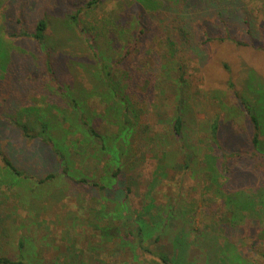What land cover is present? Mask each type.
<instances>
[{
	"label": "rangeland",
	"instance_id": "rangeland-1",
	"mask_svg": "<svg viewBox=\"0 0 264 264\" xmlns=\"http://www.w3.org/2000/svg\"><path fill=\"white\" fill-rule=\"evenodd\" d=\"M201 1L189 0L185 8L195 40L204 38V27H208L215 36L229 33L251 47L228 40L208 43L204 39L202 45L195 44L198 57L187 59L180 43L169 51L164 40L155 37L159 29L152 30L141 54L135 52L128 65L122 64L113 75L121 78L127 66L132 71L141 67L154 69L156 80H151L152 86L143 82L135 88L145 100L144 105L136 100L134 105L131 101L129 104L133 121L139 122V114L150 125L154 138L147 139L142 148H134L133 157L129 154V161L124 159L126 167L131 163V170L125 172V167V173L114 178L116 168L112 161L101 158L100 167L95 166L93 161L98 160L92 158L103 157L98 153L100 144L76 125L73 110L66 109L64 100L48 85L47 54H51L58 80L71 97L84 98L90 113L86 116L96 131L105 137L117 135L123 128L125 111L118 99L103 103L98 97H87L101 74L96 55L119 61L125 47L122 39L129 38L136 13H142L146 23H150V16L128 0H100L92 8L87 7V0H0V42L9 62L6 69L0 68V150L29 175L44 178L61 173L63 166L53 152L39 141H27L15 126L16 116L23 112L21 121L28 119L36 130V122L48 118L52 122L49 136L61 143L68 170L41 187L33 181H5L0 177L4 181L0 186L1 210L5 209L11 218L7 233L0 231L1 256L17 259L19 240L23 238L28 264H161L135 246L122 244L120 231L110 232L114 228L110 225L115 226L111 220H123L128 214L118 206L124 204L134 212L136 220L143 215L153 227L151 241L161 235L163 243L173 245L175 237L180 236L182 245L173 247L172 253H187L190 263L236 264L235 259L240 256L244 264H264V163L243 162L228 177L218 175L217 185L225 186L220 192L208 186L211 178L201 171L206 168L207 157L219 155L212 151L209 138L215 119L221 120L220 137L225 152L251 149L252 126L239 109L235 93L251 100L248 91L253 89L264 98V0L237 2L246 12L237 14L228 26L223 24L218 9ZM201 4L207 6L206 10H201ZM180 5L184 7L185 0ZM78 8L81 26L95 48L70 18ZM44 17L50 22L44 47L29 36H17L31 33ZM246 20L253 26L254 37L246 31ZM170 30L172 26L166 36ZM3 61L0 51V66ZM165 67L172 69L168 78ZM183 69L185 83L181 78ZM182 100L189 113L191 136L187 141L199 150L197 158H193L186 139L179 141L174 137L158 144L159 135L168 134V122ZM251 102L264 131V104L256 94ZM49 105L58 108L49 112L50 118L48 113L46 116ZM109 108H119L122 114L109 116ZM64 117L68 119L66 125L57 120ZM261 141L264 143V134ZM161 152L169 153L170 168H159L166 165L160 160ZM1 165L0 159L3 169ZM83 178L97 181L108 190L99 192L75 184ZM128 186L131 192L127 198ZM237 193L256 200V209L243 211L233 204L226 205V197ZM231 210L235 214L232 224H228Z\"/></svg>",
	"mask_w": 264,
	"mask_h": 264
},
{
	"label": "trees",
	"instance_id": "trees-1",
	"mask_svg": "<svg viewBox=\"0 0 264 264\" xmlns=\"http://www.w3.org/2000/svg\"><path fill=\"white\" fill-rule=\"evenodd\" d=\"M100 0H87V7L92 8L96 2H99ZM132 3V5H139L143 12L148 14L150 23L145 22V17L143 18L142 13H136L134 17L133 27L130 31L129 38L126 39L125 36L123 37L122 41L124 43L123 46L124 49L121 53V57L119 61L113 62L107 58L100 57L99 55H96V57L99 59L100 64V70L101 74H98L96 77V88L94 90L87 92L88 98L98 97L103 103L105 100H111V101H118L120 102L124 108L125 111L123 113V128L120 130V132L117 135H111L109 137H105L104 135L98 133L95 129V127L91 124V118L86 116V113H88V106L84 103V98L80 95V98H73L68 93V90H66L63 85L59 82L57 73L55 71V68H53V63L51 61V54H47V48L44 51L47 54L48 59L46 60L45 66H46V72L48 77V85L53 89L56 94L61 97L65 102L66 109L70 108L73 110V114H75L74 117L76 120V125H78L80 128L87 133L89 138L93 141H96L98 144V149L100 148V151L98 152L103 157H93L92 159H97L98 161L94 160L93 163L96 167H100V161L101 158H104L105 160L108 159L109 162L112 163V166L116 168V171L112 173V177L119 178V175L122 174L126 169V163L124 162V159H127L129 157H133L134 148H142L145 144H147V139L154 137L151 136L152 129L150 125H147L144 123V119L139 116V122L135 123L133 121V114L130 110V101L133 103L134 100H136L140 105H144L145 100L142 99L143 97L141 95H138L135 91V88L140 85L141 83H146L148 87L152 86L151 80L155 78V71L154 69H143L142 67L138 69L137 71H132V69L127 68L125 69L124 73L121 75V78L115 79L113 75V71H115L117 68L122 66V64L128 65L129 60L133 56V54L138 52V55L141 54L143 51L145 44L144 41L147 40L148 37H150L151 31L155 28L159 29V32L155 34L156 39L159 38L160 40H164L165 45L168 47L169 51L170 49L174 51V47L177 46L178 43H180L181 49L183 50L184 56L188 58H195L197 55V52L199 48H196L195 44L202 45L203 40H207L208 43H214V42H222V41H231L234 44L237 45H244L243 47H251L249 44L246 45V43H241L239 40L233 39L231 34L227 33L226 35L216 34V36L209 30L208 27H204V38H202L200 41L194 39V35L192 31L190 30L187 18L189 16V12L187 13L186 6L189 2V0H185L184 7H181L180 3L182 0H128ZM245 2L246 0H242ZM167 2H171L172 6H168ZM237 2H241V0H202L201 3L208 4L213 7V9H218L219 13L218 15H222L223 19L222 22L226 26L232 25L234 23L233 20H235L237 17V14L241 12H246V8L244 6H238ZM201 4V10H206V5ZM86 7V6H85ZM75 12L70 14V18L74 22L75 25H77L80 32L84 35L85 39L89 42V44L92 45V48H95V45L93 46L92 41L89 37V35L85 32L84 28H82L80 23L79 14H81V9L78 8L74 10ZM252 11V10H251ZM249 12V11H248ZM250 13V12H249ZM234 18V19H233ZM260 18L257 16V19ZM256 19V20H257ZM259 20V19H258ZM154 21V22H153ZM204 22V21H203ZM260 22V21H259ZM261 24V23H260ZM172 26V30L168 32V35L166 36L167 30ZM244 26L246 27V31L250 37H254L253 34V26L251 25V22L249 23L248 20L244 22ZM229 28V27H228ZM50 29V22L48 20V17H44L40 19L36 25L34 30L31 33H19L17 36H29L33 40H35L37 43H39L42 47L47 43V34ZM137 31V33H136ZM225 36V37H224ZM159 40V41H160ZM3 45L0 42V51L3 52V58L4 61L1 63L0 68L2 70L6 69L5 66L7 65L8 60L6 56V52L3 50ZM174 49V50H173ZM170 53V52H169ZM6 60V61H5ZM136 64V63H135ZM158 65V62L155 63ZM159 66V65H158ZM164 70L167 78L171 76V68ZM184 71L181 73V78L183 80V83H185V79L183 78L186 73ZM152 76V77H151ZM183 76V77H182ZM233 87V85H232ZM255 91V90H254ZM253 89L249 90L248 93L253 96L255 94L259 97L262 104H264V98H260L258 93H255ZM235 99L237 100V104L239 109L241 111H244L245 117L249 121V123L252 126V132H251V139H250V146L251 149L248 151H239V152H233V153H227L224 151V146L220 137V131H221V120L215 119V122L211 125V135L210 139L212 141V145L214 148L213 152L219 153L218 156L211 155L210 157H207L206 168L201 169L203 175L208 177L210 180L209 187L213 190H218L220 192L221 189H225V186L218 184L217 185V179L219 176L224 177L227 175V177L232 172L233 168H237L240 163L243 162H254L257 165L264 163V143H262V135L264 134L263 131V123L262 119L260 118L259 114L257 113V109L251 102V100L243 96L242 94L236 92L235 93ZM134 105V103H133ZM33 109V108H32ZM31 109V111H32ZM156 109L160 112L159 107L156 105ZM58 110V108L54 105H49L48 109L46 110V116L48 113V116L50 118V113L52 114V111ZM136 110V108H135ZM31 111L29 113H31ZM25 112H28L25 110ZM139 112V110H138ZM157 117L160 116L159 112L152 111ZM36 113H40V110H36ZM108 115L110 116L111 113L114 115L120 116L122 114V110L119 108H109L108 109ZM44 114V113H43ZM25 115L23 112L20 117L16 116V128L20 131L22 136L29 142L39 141L41 144L49 148L54 156L56 157V160L63 166V169L61 173H67V169L65 167V155L64 151L61 148V143L57 142L56 140L52 139L49 136V126L51 125V120L46 118L45 121L38 120L36 122L38 129H34L31 127L28 119L21 121V118ZM54 116V115H51ZM188 108L187 105L182 100L181 104L178 105L175 109V115L173 118H171L168 122V134L166 135H159V145L163 144L167 141V139L176 138L179 141H182L183 139H186V145L190 149L193 158L198 157V152L196 148L193 147V144H189L187 141V137L190 138V126L188 124ZM44 117V116H43ZM55 117V116H54ZM56 118V117H55ZM60 120L61 124L66 125L68 119L66 117ZM55 122V121H54ZM188 130V132H187ZM67 134H70V131L66 129ZM142 143V145H141ZM97 149V150H98ZM160 160L162 163L166 164L164 166L160 165L159 168L164 170L165 168H170L169 163L167 162L169 153L161 152ZM107 156V157H106ZM0 159L2 163L3 169L0 167V177L2 180H22L23 182L26 181H33L36 182L39 187L42 185H45L48 182L54 181L56 178L60 176L61 173L57 174H49L44 178H37L35 176L29 175L25 173L24 171H21L18 166L7 156L6 153H4L2 150H0ZM219 159V160H218ZM129 161V158H128ZM231 161H234L231 163ZM167 162V163H165ZM231 165H233L231 167ZM131 163L125 172L131 170ZM188 167V164H186ZM222 168V169H221ZM222 170V171H221ZM124 172V173H125ZM210 175V176H209ZM219 175V176H218ZM0 179V186L3 184L2 180ZM208 182V179L206 180ZM76 185H80L81 187H86L88 189H96L99 192H103L105 190H108L107 187L102 185L101 183L97 181L88 180L87 178L78 179L75 181ZM132 182H129L131 185ZM133 184V183H132ZM126 195L128 198V194H130V188L125 187ZM17 197L20 199L19 193H17ZM17 199V198H16ZM226 205L233 204L235 208L241 209V210H248V209H256L257 201L247 198L245 194L237 193L235 195L226 197L225 199ZM3 202L0 200V231L2 233L8 231L9 227H7V223L11 218H9V215L5 209L1 210ZM120 206V209L126 210L127 215L123 220L117 221L115 218L111 220V222L115 223V226L110 225L114 228L110 229V232L113 234H117L118 231L121 233L120 240L122 241V244L129 245V246H135L136 249H139V251L144 255H151L156 257L161 264H193L188 261L187 253L183 255L181 252L177 253L173 251V247H179V245L183 242L181 241V237L177 236L174 239V244L170 245L168 243H163V238L161 235H157L153 241L150 239L153 235V227L145 221V218L143 215H139L138 219L136 220L134 218V212H132L131 209L128 208V206L124 204L118 205ZM114 215L113 213H110ZM172 214V213H171ZM229 214V220H227L228 224H232L233 217L235 212L232 210L228 213ZM173 215V214H172ZM170 215V216H172ZM232 219V220H231ZM109 231V230H108ZM156 245V246H155ZM182 245V244H181ZM132 246V247H133ZM24 247H25V240L23 238H20L19 240V256L17 259H12L8 257H4L0 255V264H28L26 260V256L24 253ZM240 255V254H239ZM187 259H185L184 258ZM262 257L264 258V253L262 254ZM236 258V257H234ZM240 256L237 257V260L235 259L236 264H244Z\"/></svg>",
	"mask_w": 264,
	"mask_h": 264
}]
</instances>
